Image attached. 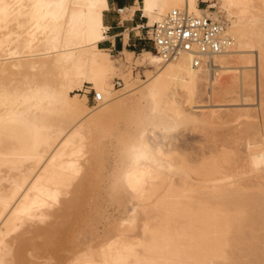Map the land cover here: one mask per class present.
<instances>
[{
    "label": "bare ground",
    "instance_id": "1",
    "mask_svg": "<svg viewBox=\"0 0 264 264\" xmlns=\"http://www.w3.org/2000/svg\"><path fill=\"white\" fill-rule=\"evenodd\" d=\"M135 3L149 31L179 9L222 20L234 42L198 64L155 49L119 60L98 45L108 0H0V264L48 251L62 264H264V0ZM119 112L133 124L101 184L91 156ZM183 124L211 137L181 149Z\"/></svg>",
    "mask_w": 264,
    "mask_h": 264
},
{
    "label": "built area",
    "instance_id": "2",
    "mask_svg": "<svg viewBox=\"0 0 264 264\" xmlns=\"http://www.w3.org/2000/svg\"><path fill=\"white\" fill-rule=\"evenodd\" d=\"M145 29L153 49L163 57L170 58L181 53H191L194 64L201 61L204 53H215L233 44V37L226 32L225 23L208 16H194L186 11L173 9L162 20L155 22L150 31ZM120 86V79H115ZM100 99L99 93L92 98Z\"/></svg>",
    "mask_w": 264,
    "mask_h": 264
},
{
    "label": "rangeland",
    "instance_id": "3",
    "mask_svg": "<svg viewBox=\"0 0 264 264\" xmlns=\"http://www.w3.org/2000/svg\"><path fill=\"white\" fill-rule=\"evenodd\" d=\"M200 4L203 5L204 2H201ZM136 52H139V51H136ZM112 53L113 54L115 53V57H117V59H119V60H122L123 59V54L120 53V51L119 52H112ZM118 65L120 66V64H118ZM145 68H148V66H145V65H143V66L142 65H135L134 70H132L133 71V74L135 76L139 75V77H141V78L144 79V78H146V76L144 75V74H146L144 72L145 71ZM120 69L123 70L124 72H127V70L125 71L123 65H122V67H120ZM117 78L122 81V84H121V86H122L124 82H123V78L121 76L115 75L112 78L113 83H115L114 81ZM90 85H89V83H86L82 87V89L79 90V93H81V94H84V93L87 94V98H88L87 103L89 105H96L97 104L96 101H94L93 98H92V96L94 94V89H92L90 87ZM121 86H116V87L118 88V87H121ZM85 89H87V91ZM219 106H223V105H219ZM219 106H218V108H219ZM223 107H221L220 109H222ZM105 121H106V119H105ZM105 121L103 123L104 126L101 128V133H100L101 138L100 139H102L103 147L106 146V148L97 150V152H95L91 156L92 157V160H93V166L97 162H100L101 165H102V162L105 164L104 165L105 168L103 167V170H99V172H101V174L96 172L97 173V177L96 176L94 177L95 179H98V181L100 180L99 183H101V184H103L104 183V180L107 179L105 177V175L108 174V173H110L112 171L110 169V167L112 166L113 160L115 159V156H116V154L118 152L117 150H119L121 148L120 141H121V138H123V136H125V134H124L125 129L127 130L126 133L128 132V135H129V131H128L129 128L127 129L126 127L128 125L131 126L133 124V120L131 118V115L130 114H126V112L125 113L124 112H119L115 116H113L111 118H107V121L106 122ZM189 126H190L189 124H183L181 126V128L178 130L179 138L177 140V145L181 149H192V148H195L197 146V144L200 143L199 141H201L202 138H203V135L204 134L201 131H199V130H191L189 128ZM221 127H223V126H221ZM230 128L231 127L229 126V127H227L228 130H226V125H225L224 128H217V129L215 128L216 130H214V131H216L218 133L220 132L219 134H225L227 131L228 132L230 131ZM207 133H210V134L204 135V137L205 136L206 137H211L212 131L207 132ZM128 135H126V136H128ZM187 142H190V143H187ZM184 146H185V148H184ZM71 196H72V192L70 191L66 195H64L63 198H70ZM100 201L102 203H105V206H104V209H103V213H106L109 218H112L113 216H116L117 213H119L118 211L120 209L117 206V203L114 204L115 203V202H113L114 200L111 199V197L109 196V193L106 192V190L104 189V187L101 188ZM59 206L60 205H56V206L53 207V209L54 208H57ZM100 219H101V222H100L101 224H98V225H103V223H104L103 221H105V220H104V218H100ZM96 223H99V222H94V224H96ZM41 239H42V236L40 238L37 237V238H35V242H38ZM36 255L38 256V258L33 257V256H30L31 258L34 259V262H36V260H37L36 264H47V263L48 264H62V262H64V260H65V257L67 255V253L66 252L51 253V252L48 251V252H43V254L39 252ZM40 259L41 260L44 259V261L43 260L41 261Z\"/></svg>",
    "mask_w": 264,
    "mask_h": 264
},
{
    "label": "crops",
    "instance_id": "4",
    "mask_svg": "<svg viewBox=\"0 0 264 264\" xmlns=\"http://www.w3.org/2000/svg\"><path fill=\"white\" fill-rule=\"evenodd\" d=\"M127 6L126 15L121 8ZM124 16V17H123ZM104 23L107 26V37L99 42L102 48L111 52H119L123 49L140 51L153 49L152 41L147 38L145 29L146 17L142 15L136 6L135 0H108V8L104 11ZM138 27V28H137ZM127 36H125V31Z\"/></svg>",
    "mask_w": 264,
    "mask_h": 264
}]
</instances>
